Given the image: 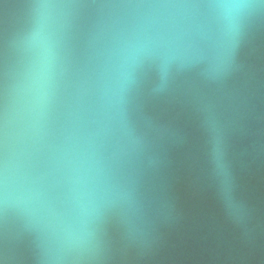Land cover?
<instances>
[{
  "label": "water",
  "instance_id": "1",
  "mask_svg": "<svg viewBox=\"0 0 264 264\" xmlns=\"http://www.w3.org/2000/svg\"><path fill=\"white\" fill-rule=\"evenodd\" d=\"M0 264H264V0H0Z\"/></svg>",
  "mask_w": 264,
  "mask_h": 264
}]
</instances>
